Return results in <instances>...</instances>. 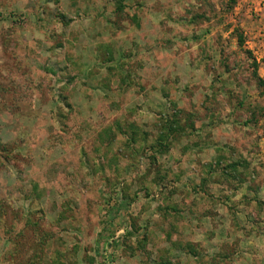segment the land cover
Here are the masks:
<instances>
[{
    "label": "rangeland",
    "instance_id": "1",
    "mask_svg": "<svg viewBox=\"0 0 264 264\" xmlns=\"http://www.w3.org/2000/svg\"><path fill=\"white\" fill-rule=\"evenodd\" d=\"M0 264H264V0H0Z\"/></svg>",
    "mask_w": 264,
    "mask_h": 264
},
{
    "label": "trees",
    "instance_id": "2",
    "mask_svg": "<svg viewBox=\"0 0 264 264\" xmlns=\"http://www.w3.org/2000/svg\"><path fill=\"white\" fill-rule=\"evenodd\" d=\"M236 1H237V0H229V2H230V8H233V7L236 5ZM123 6H124V5H123V2H121V3L119 4L118 7H119L120 9H123Z\"/></svg>",
    "mask_w": 264,
    "mask_h": 264
}]
</instances>
